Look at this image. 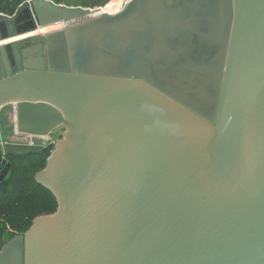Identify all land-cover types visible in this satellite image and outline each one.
I'll list each match as a JSON object with an SVG mask.
<instances>
[{
	"label": "water",
	"instance_id": "obj_1",
	"mask_svg": "<svg viewBox=\"0 0 264 264\" xmlns=\"http://www.w3.org/2000/svg\"><path fill=\"white\" fill-rule=\"evenodd\" d=\"M28 0L0 14V110L60 134L55 197L0 264H264V0ZM0 130V181L13 144Z\"/></svg>",
	"mask_w": 264,
	"mask_h": 264
},
{
	"label": "trees",
	"instance_id": "obj_2",
	"mask_svg": "<svg viewBox=\"0 0 264 264\" xmlns=\"http://www.w3.org/2000/svg\"><path fill=\"white\" fill-rule=\"evenodd\" d=\"M28 0H0V13L14 15ZM55 4L81 7L117 6L120 0H50ZM106 7V6H105ZM103 7V9H105ZM53 149L46 146L43 152L22 157L8 155L10 169L0 181V248L15 235H21L37 216L53 214L57 202L52 193L37 183L34 176L44 169Z\"/></svg>",
	"mask_w": 264,
	"mask_h": 264
},
{
	"label": "built area",
	"instance_id": "obj_3",
	"mask_svg": "<svg viewBox=\"0 0 264 264\" xmlns=\"http://www.w3.org/2000/svg\"><path fill=\"white\" fill-rule=\"evenodd\" d=\"M12 128L14 130V134H13L14 139L9 140V142L13 144H22L28 146H43L44 148L46 146L52 145L54 148L57 140L61 137L60 134L55 135V137H41L35 135L18 134L15 131L14 127ZM0 145L3 146V143L1 142Z\"/></svg>",
	"mask_w": 264,
	"mask_h": 264
},
{
	"label": "crops",
	"instance_id": "obj_4",
	"mask_svg": "<svg viewBox=\"0 0 264 264\" xmlns=\"http://www.w3.org/2000/svg\"><path fill=\"white\" fill-rule=\"evenodd\" d=\"M13 111L9 107H4L0 111V130L2 135L5 137V140H12L14 130H13V123H14V118L12 115Z\"/></svg>",
	"mask_w": 264,
	"mask_h": 264
},
{
	"label": "bare ground",
	"instance_id": "obj_5",
	"mask_svg": "<svg viewBox=\"0 0 264 264\" xmlns=\"http://www.w3.org/2000/svg\"><path fill=\"white\" fill-rule=\"evenodd\" d=\"M128 1V0H127ZM126 4V3H125ZM124 7V6H123ZM122 10V9H121ZM121 10H119V11H121ZM119 11H114V13H110V12H108V11H106L105 9H103V7H101L100 9H98L97 11H95V12H97V14H99V13H107V14H116V13H118ZM53 28H55L54 26H52V27H49V28H38V29H36L35 31H33V32H31V33H25V34H22V35H20L18 38H9V39H7V40H5V41H2V43L1 44H4V43H7V42H12V41H14L15 39H19V38H24V37H27V36H30V35H33V34H36V33H38V32H46V31H48V30H52Z\"/></svg>",
	"mask_w": 264,
	"mask_h": 264
},
{
	"label": "rangeland",
	"instance_id": "obj_6",
	"mask_svg": "<svg viewBox=\"0 0 264 264\" xmlns=\"http://www.w3.org/2000/svg\"><path fill=\"white\" fill-rule=\"evenodd\" d=\"M127 2V0H120L119 2H118V5L117 6H115V7H113V6H110L109 4H106L105 6H103V7H105V10L106 11H108V12H110V13H114V11H119V10H121L122 8H123V6L125 5V3ZM61 5H63V4H61ZM3 41H5V40H3ZM2 43V41L0 42V44Z\"/></svg>",
	"mask_w": 264,
	"mask_h": 264
},
{
	"label": "clouds",
	"instance_id": "obj_7",
	"mask_svg": "<svg viewBox=\"0 0 264 264\" xmlns=\"http://www.w3.org/2000/svg\"><path fill=\"white\" fill-rule=\"evenodd\" d=\"M6 15V14H5ZM53 150V149H52ZM7 159V158H6Z\"/></svg>",
	"mask_w": 264,
	"mask_h": 264
}]
</instances>
